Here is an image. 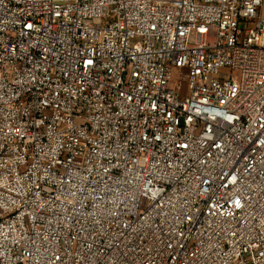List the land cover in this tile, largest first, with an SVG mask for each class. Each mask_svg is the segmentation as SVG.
<instances>
[{
  "label": "built area",
  "instance_id": "built-area-1",
  "mask_svg": "<svg viewBox=\"0 0 264 264\" xmlns=\"http://www.w3.org/2000/svg\"><path fill=\"white\" fill-rule=\"evenodd\" d=\"M0 264H264V0H0Z\"/></svg>",
  "mask_w": 264,
  "mask_h": 264
}]
</instances>
